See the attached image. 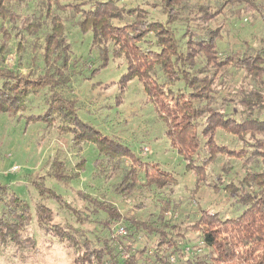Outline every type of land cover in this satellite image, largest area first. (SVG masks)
Instances as JSON below:
<instances>
[{"label":"trees","instance_id":"trees-1","mask_svg":"<svg viewBox=\"0 0 264 264\" xmlns=\"http://www.w3.org/2000/svg\"><path fill=\"white\" fill-rule=\"evenodd\" d=\"M24 1L0 0V113L19 118L27 110L28 98L45 91L44 110L27 115L26 122H58L61 134L73 136L76 144L93 143L115 168L129 161L114 185L121 202H130L128 197L137 187L167 189L176 184L171 172L144 162L127 145L94 130L78 117L76 101L60 92L69 87L75 73L88 69L94 74L106 66L109 56L124 58L126 70L120 83L134 78L141 83L164 122L170 146L182 157L186 170L195 173V185L205 181L206 166L218 155L235 157L249 168L238 186L232 182L222 186L234 196L240 211L221 217L199 210L190 227L198 244L189 251L180 224L172 218L176 205L171 191L159 197L155 218L124 214L105 192L90 193L70 185L82 162L66 172L59 146L44 176L32 173L29 178L38 197L32 206L0 183V249L10 243L34 245L33 237H22L33 210L36 225L71 250L72 264H264V166L258 169L264 163V37L257 46L245 40L221 48L223 24L212 26L217 15L238 9L260 12L264 21L260 8L264 0H40L37 13L21 16L16 8ZM70 15L77 17L81 32L92 33L99 67L84 59L80 71L79 59L71 60L65 25ZM4 23L20 36L16 45L20 53L29 38L32 55L25 72L18 64L5 65L11 33ZM231 70L242 72L239 83L217 101V86L231 78ZM218 128L242 146L231 149L217 143ZM62 142L67 141L62 138ZM48 181L66 188L70 200L68 193L55 191ZM44 200L53 201L71 219L56 220L58 212ZM141 239L144 243H139Z\"/></svg>","mask_w":264,"mask_h":264},{"label":"rangeland","instance_id":"rangeland-1","mask_svg":"<svg viewBox=\"0 0 264 264\" xmlns=\"http://www.w3.org/2000/svg\"><path fill=\"white\" fill-rule=\"evenodd\" d=\"M39 1L21 2L16 8L17 13L21 16L32 12L37 13ZM82 1L85 0H61L62 3ZM260 8L264 11V5L261 4ZM230 12L217 15V21L212 23V26L217 27L222 23L224 27L222 39L218 41V45L229 49L237 43L238 46L241 45L240 42L246 40L248 44L257 46L259 38L264 37V21L261 19V13L257 11L244 13L240 9ZM76 20L77 17L72 15L65 20L66 41L71 47V60L79 59L77 68H80V63L84 59L96 67L100 60L97 51L92 49V33L81 32L75 24ZM3 28H7L11 33L7 49H5L7 50L5 65L15 67L18 64L21 71H27L30 55H32L28 46L29 38L26 36L25 50L20 53L16 49L20 36L15 35L13 29L5 23ZM2 37L0 27V41ZM20 55H22L21 58ZM79 70L81 71V68ZM125 70L124 58L109 56L106 66L96 73L92 74L88 69L83 70L82 73H75L76 75L71 79L70 88H60V92L65 97L76 101L77 115L83 122L94 130L106 136H112L127 145L133 153L141 155L144 162L156 163L161 169L171 172L176 178L175 185L164 190L137 187L128 197L130 202H121L120 195L114 191V187L122 177L123 167L128 165L129 161L125 160L123 165L115 168L111 162L105 161V157L93 143L83 141L76 144L72 140L73 136L61 134L56 128L58 122L53 124L26 122L24 117L44 110L42 99L45 91L28 98L27 110L22 114L23 117L0 113V183L8 184L15 193L32 206L38 197L29 178L32 173L44 176L48 170V161L60 146L66 172L82 162L77 171L78 178H73L70 185L74 189H84L90 193L105 192L104 194L124 214L142 219L155 218L159 197L169 195L171 191V200L176 205L172 218L175 223L180 224L190 251L192 245L198 244L197 234L190 227L199 210L218 212L221 217L232 216L240 211L241 207L236 204L234 196L224 191L222 186L230 182L238 186L239 180L249 166H244L242 160L235 157L218 155L215 161L206 166L205 181L195 185V173L186 170L184 160L170 146L168 137L165 135L164 122L154 111V106L148 100L141 83L135 78L125 84L120 83ZM231 72V78L225 80L223 85L217 86V101H220V97L228 90H235L239 83L242 72L235 70ZM226 108L229 111L232 110L231 106ZM214 136L217 143L225 144L231 149H239L242 146L240 140L222 129L218 128ZM62 138L67 142H62ZM263 166L264 163H259L258 169ZM221 182L222 185L219 184ZM50 183L52 185L49 186L55 191L68 193L66 197L70 200L71 194L66 188L52 181ZM96 187L99 188L98 191L94 190ZM44 202L58 212L59 218L56 220L67 222L71 219L70 215L65 210L59 209L53 201L44 200ZM135 203H143L144 206L136 209L133 206ZM32 213L33 210H31V221L22 231V237H33L34 245L32 247L30 245L16 246L10 243L5 248H1L0 264H72L71 250L56 237L46 234L39 228ZM139 243H144V240L141 239Z\"/></svg>","mask_w":264,"mask_h":264},{"label":"built area","instance_id":"built-area-1","mask_svg":"<svg viewBox=\"0 0 264 264\" xmlns=\"http://www.w3.org/2000/svg\"><path fill=\"white\" fill-rule=\"evenodd\" d=\"M120 231H122V229H120ZM172 259V258H171Z\"/></svg>","mask_w":264,"mask_h":264}]
</instances>
